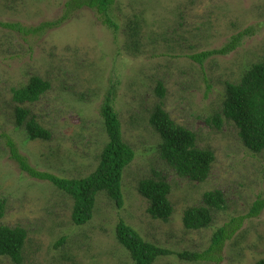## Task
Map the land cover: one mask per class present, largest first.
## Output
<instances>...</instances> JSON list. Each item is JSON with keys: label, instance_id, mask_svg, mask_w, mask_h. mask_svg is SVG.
I'll use <instances>...</instances> for the list:
<instances>
[{"label": "rangeland", "instance_id": "obj_1", "mask_svg": "<svg viewBox=\"0 0 264 264\" xmlns=\"http://www.w3.org/2000/svg\"><path fill=\"white\" fill-rule=\"evenodd\" d=\"M67 1L0 0L2 22L36 28L61 18L33 33L0 25V199L6 206L0 222L27 230L22 264H133L116 237L120 219L162 247L200 251L219 227L241 217L242 225L226 242L219 262L171 254L153 264H256L264 258V209L256 217L247 214L256 199L264 198V150L251 151L236 126L224 116L218 125L213 117L221 112L227 82L240 80L246 68L264 57V0H116L109 14L118 29L87 6L63 17ZM138 17L143 21L142 46L136 51L127 45L125 25ZM247 27L252 34L232 52L210 56L203 67L190 58L221 47ZM32 76L51 87L35 102H16L13 89ZM159 82L164 96L157 93ZM113 84L112 104L136 157L123 173V205L100 192L93 218L78 225L72 219L73 198L22 171L10 156L8 139L40 170L68 178L91 173L108 141L101 106ZM18 106L49 129L51 138L29 139L26 123L17 124ZM158 106L194 131L200 148L214 151L206 181L180 177L162 159V138L150 123ZM149 177L171 185L174 211L167 221L150 215L149 202L138 190L139 182ZM214 189L223 192L225 209L212 210L209 227L185 229L186 208L204 204V193ZM63 237L66 241L57 246ZM1 262L16 264L9 257Z\"/></svg>", "mask_w": 264, "mask_h": 264}, {"label": "trees", "instance_id": "obj_2", "mask_svg": "<svg viewBox=\"0 0 264 264\" xmlns=\"http://www.w3.org/2000/svg\"><path fill=\"white\" fill-rule=\"evenodd\" d=\"M115 3L116 0H68L67 13L63 17L74 9L87 6L102 14L106 24L118 29L117 22L109 14L110 8ZM138 18L125 25V31L129 36L127 45L132 46L136 51L142 46L143 21ZM60 20L61 18L55 22L46 21L36 28L24 27L19 22L0 21V25L23 33H33L55 26ZM252 32V27H247L233 35L231 40L221 47L192 53L189 56L203 67L207 58L215 54L226 55L232 52L239 46L242 39ZM50 87L49 81L40 76H32L27 84L13 89V99L19 103H32L40 99ZM210 87L211 85L208 84V88ZM114 90L113 84L101 106L108 141L100 153L98 165L85 176L68 178L40 170L18 150L11 138L8 139L10 156L18 163L22 171L32 177L49 181L73 198L72 219L78 225L85 224L93 218L100 192H105L119 207L124 202L123 173L136 157V152L123 137L121 120L112 104L111 96ZM156 90L158 95L164 96L165 89L161 82L158 83ZM220 110L221 112L213 117V122L220 125L224 116L237 127L238 135L248 149L255 153L264 150V57L253 63L250 68H246L240 80L227 82ZM29 113L27 108L16 107L17 124L26 123L28 138L50 139V130L42 126L33 116L29 117ZM150 123L161 135L159 151L162 159L180 177L197 182H204L210 177L215 153L211 149H203L197 145V135L194 131L176 123L161 106H158L151 115ZM138 190L148 200V212L152 217L169 220L174 207L169 199L171 185L168 181L164 178H145L139 182ZM203 198L204 204L187 207L184 211L182 221L185 229L199 230L209 227L212 222V210L225 209V198L220 189L206 191ZM5 208V200L0 199V220L5 215ZM263 209L264 198L259 197L247 215L256 217ZM244 218H233L219 227L213 234L209 246L200 251H173L150 242L124 219H120L115 230L118 241L130 254L133 264H153L160 257L171 254L177 255L182 260L219 262L222 259L223 247L242 225ZM27 237L28 233L24 227L10 226L0 222V264H2L1 257H9L16 264H22ZM65 241L63 237L57 242V246L64 244ZM256 264H264V258L259 259Z\"/></svg>", "mask_w": 264, "mask_h": 264}]
</instances>
